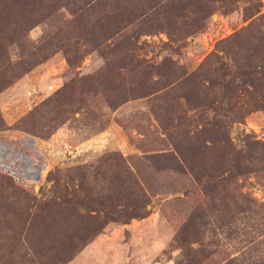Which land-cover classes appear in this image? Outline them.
I'll use <instances>...</instances> for the list:
<instances>
[{
    "label": "rangeland",
    "instance_id": "1",
    "mask_svg": "<svg viewBox=\"0 0 264 264\" xmlns=\"http://www.w3.org/2000/svg\"><path fill=\"white\" fill-rule=\"evenodd\" d=\"M0 264H264V0H0Z\"/></svg>",
    "mask_w": 264,
    "mask_h": 264
}]
</instances>
